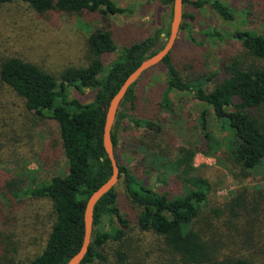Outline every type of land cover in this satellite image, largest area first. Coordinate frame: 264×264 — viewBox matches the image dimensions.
I'll use <instances>...</instances> for the list:
<instances>
[{"label": "trees", "instance_id": "1", "mask_svg": "<svg viewBox=\"0 0 264 264\" xmlns=\"http://www.w3.org/2000/svg\"><path fill=\"white\" fill-rule=\"evenodd\" d=\"M15 1L0 0V6ZM23 1L41 16L59 13L93 21L101 19V23L111 15L131 12L114 0ZM159 1L172 7L173 0ZM245 1L242 11L247 20L264 23V0ZM184 6L196 9L208 6L216 16L235 20L234 10L222 0H184ZM192 18L193 15L183 14L182 31ZM110 27L104 25L89 33L86 65L66 68L58 76L19 57L0 59V160L7 152L16 155V144H24L21 133H17L20 124L15 121V108L22 109L25 118L31 121V129L27 122L23 125L26 129H22L28 139L26 145L32 150L37 148L35 126L46 120L57 125L68 165L66 174H51L39 182L35 177L0 181V234L27 200L49 202L52 215L51 231L40 254L28 261H17L8 253L0 258V264H67L82 245L86 203L112 175L103 144L109 103L125 80L164 47V39L170 32V24L158 23L147 38L119 48ZM202 34L228 46L221 75L216 80L203 75L186 78L173 60L177 42L157 66L166 68L168 91L188 92L207 104L201 113L204 127L211 110L215 118L228 119L235 134L229 158L238 170L236 176L247 179L252 171L264 166V34L250 30L227 33L218 27ZM191 39L195 41L192 35ZM114 53L116 58L106 67L107 57ZM140 79L129 88L116 116L112 141L120 179L96 204L92 241L81 264L108 263V251H114V244L120 246L115 251L116 264L131 263L127 250L132 240L126 231L128 217L141 233L156 236L161 256L154 264H264V191L258 195L244 189L236 199L211 209L213 185L207 178L194 175L193 166L185 167L177 175L184 191L171 198L136 180L129 168L121 164L116 150L120 131L127 129V121L146 131H157L158 134L153 133L154 140L161 134L154 119L133 117ZM70 88L79 92L92 88L93 98L88 102L70 98ZM163 106L169 109L167 102ZM179 163L185 165L186 160ZM120 184L122 192L118 190Z\"/></svg>", "mask_w": 264, "mask_h": 264}, {"label": "rangeland", "instance_id": "2", "mask_svg": "<svg viewBox=\"0 0 264 264\" xmlns=\"http://www.w3.org/2000/svg\"><path fill=\"white\" fill-rule=\"evenodd\" d=\"M114 1L131 12L111 15L104 23L101 19L93 21L87 17L59 13L41 16L23 0L0 6V59L19 57L58 76L66 68L88 63L87 39L89 33L98 27L105 25L109 28L108 24L111 25L114 40L121 48L150 36L158 23L171 24L172 7L163 5L159 0ZM222 1L234 10L235 20L226 21L216 16L208 6L201 9L184 6V13L193 15V18L185 31L180 30L173 60L186 78L203 75L216 80L221 75V63L228 46L208 39L202 31L218 27L227 33L250 30L264 34L263 22L250 23L245 17L242 11L245 0ZM116 56L114 53L107 57L106 67ZM136 90L137 107L133 117L154 119L161 130L158 140H154L153 133L158 134L157 131L135 127L130 121L125 124L127 129H121L116 153L121 164L129 168L136 180L158 193L175 198L184 191L177 175L185 167L193 166L196 169L194 175L207 178L213 185L209 203L211 209L237 198L244 189L258 195L264 191V166L252 171L247 179L236 176L238 170L229 158L235 134L228 119L215 118L211 110V114L208 112L206 115L208 124L204 127L201 113L207 109V104L194 99L188 92L168 91L164 66L148 70ZM69 97L88 102L93 98V91L92 88L83 92L70 88ZM165 102L169 104V109L164 108ZM20 106L18 104V108ZM13 109L15 121L20 124L17 133H21L24 144H16V155L12 151L7 152L0 160V181L35 177L39 182L48 179L51 174H66L68 165L61 150L57 125L48 120L37 124V148L32 150L26 145L28 139L24 134L27 126L31 129V121L25 118L22 109ZM26 122L28 124L24 128ZM180 160H186V164L180 165ZM122 188L120 184L118 190L122 192ZM14 215L15 219L0 234V258L10 253L17 261L31 260L46 246L52 224L50 204L27 200ZM128 222L126 231L131 234L132 240L127 247L129 252L126 251L130 260L154 264L161 256V252L157 251L156 236L141 233L130 217ZM112 246L114 251H108L109 262L96 261L94 264H116L115 251L120 246Z\"/></svg>", "mask_w": 264, "mask_h": 264}, {"label": "water", "instance_id": "3", "mask_svg": "<svg viewBox=\"0 0 264 264\" xmlns=\"http://www.w3.org/2000/svg\"><path fill=\"white\" fill-rule=\"evenodd\" d=\"M184 14V0H173L172 4V20L170 24V32L164 47L152 57L146 59L124 82L118 93L112 98L109 103L106 112V120L104 126L103 144L105 151L111 161L112 165V175L101 187H99L93 194L89 197L85 210H84V238L79 251L70 259L67 264H81L85 259L90 244L92 241L93 232V221H94V210L96 204L108 194L119 182L120 179V166L117 161L114 145L112 141V129L116 120V116L120 107L122 100L127 94L129 88L135 84L142 75L150 70L151 68L159 65L166 56L173 50L183 21Z\"/></svg>", "mask_w": 264, "mask_h": 264}]
</instances>
